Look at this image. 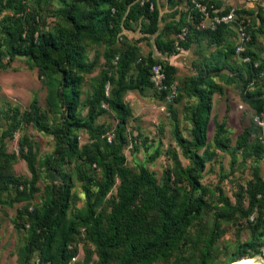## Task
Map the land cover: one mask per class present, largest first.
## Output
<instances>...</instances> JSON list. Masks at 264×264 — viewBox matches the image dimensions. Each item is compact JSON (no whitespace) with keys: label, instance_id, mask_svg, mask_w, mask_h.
<instances>
[{"label":"trees","instance_id":"16d2710c","mask_svg":"<svg viewBox=\"0 0 264 264\" xmlns=\"http://www.w3.org/2000/svg\"><path fill=\"white\" fill-rule=\"evenodd\" d=\"M29 1L4 0V8L10 11V15L0 18V69L6 68L7 64L1 62L4 57L7 62L14 58L26 59L36 69L37 75L44 78L45 109L40 110L34 98L22 112L6 106L7 123L0 133V206L6 197H11L15 203L31 201L39 192L36 182L41 172H53L57 180L44 181L40 204L30 210L22 206L18 213L15 228L25 229L18 262L66 264L77 254L75 245L82 242L90 247L85 251L82 264H89L91 254L95 257L93 264H170V259L187 246L191 248V257H183L185 264H211L213 246L222 235L221 227L234 218L247 222V238L243 245L246 248H242L229 264L257 256L263 258L261 247L264 242H257V239L264 237V178L254 174L236 195L233 205L218 190L219 206H213L209 201V192L200 182L205 154L208 158L212 155L206 150L211 95L215 92L210 78L211 74L215 75L224 67L233 50L183 83L184 97L196 99L191 108H184L189 140L179 135L176 125L172 134L180 155L188 165L182 168L176 154L169 153L172 164L158 183L143 167L136 170L126 167L124 132L130 112L123 108L120 97L127 91L141 92L150 86L151 65L161 64L166 83L171 80L173 67L150 54L138 56L137 46L126 41L117 48L112 47L121 26L129 30L131 23L139 21L142 34L154 35L157 50L172 48L169 42L160 43L161 36L167 34L171 24L157 32L159 15L154 0L142 4L136 0H70L62 5L51 30L43 24L40 7H30ZM199 2L218 7L210 1ZM105 5L107 8L104 9ZM190 13L191 21L197 23L199 15L192 9ZM257 16L262 22L261 14ZM143 21L147 23L143 24ZM184 22L182 15L175 31ZM226 29L224 24H218L213 29L206 28L196 33L206 37L210 43H216ZM249 35L250 39L253 38L252 32ZM101 44H105V54L109 59L114 60V79L107 71L100 72L91 83L90 93L81 102V85L85 77L93 73L97 63L95 57L88 59L87 50ZM131 64L136 71L132 78L126 79ZM259 69L249 65L247 79H238L239 97L255 115L264 113L263 92L259 87H249L255 83ZM108 83H113V86L105 93ZM81 104L86 107V114L78 122ZM102 105L116 119L109 139L101 126L93 124L95 116L102 111ZM57 115H60L58 121ZM44 117L51 119L49 125L41 121ZM172 119L175 120L174 114ZM19 124L30 125L49 135L51 153L37 158L26 135L17 140L16 153L7 152L4 140L11 137ZM71 127L81 129L88 143L78 147L71 138ZM214 128L212 147L224 151L229 142L224 136V123L215 124ZM250 136L251 130L244 128L235 142L236 149H240L243 156L248 155ZM200 151L204 156L198 154ZM249 152L257 156L262 148L255 142ZM155 156L154 153L150 158ZM17 158L24 162L29 175L27 181L13 173ZM69 165L80 183L83 197V216L71 220L68 219V210L72 202L73 182L71 176L64 172V167ZM93 169L98 170L97 177L90 175L89 171ZM112 190L114 194L111 195ZM212 210L217 212L210 225L197 227L190 233L191 226ZM33 257L34 262H31Z\"/></svg>","mask_w":264,"mask_h":264},{"label":"rangeland","instance_id":"374dc122","mask_svg":"<svg viewBox=\"0 0 264 264\" xmlns=\"http://www.w3.org/2000/svg\"><path fill=\"white\" fill-rule=\"evenodd\" d=\"M68 1L70 0H30L29 6L40 7L43 24L46 29L51 30L55 26L59 10ZM136 1L140 3L147 0ZM195 1L199 2L200 0ZM202 1L218 4L217 8H212L214 11L209 13L210 16L220 17L229 11L233 13V19L223 32L219 42L208 43L199 38L201 36L197 33L201 30L196 29L191 21L189 0H154L159 15L157 32L171 24L167 34L161 36L160 43L169 42L172 50L168 48L163 51L157 50L154 45V35L142 34V26L139 21L131 23L129 30L121 26L117 36L113 39V48H117L122 41H126L137 46L138 56H146L148 53L157 54V60L173 67L171 80L167 83V90L159 91L150 85L142 89L141 92L127 91L120 97L121 105L130 112L125 122L126 146L123 149V154L127 168L136 170L137 167H143L153 174L158 183L162 180L164 171L172 164L169 153L174 152L179 165L186 168L188 162L180 155V151L174 143L172 132L176 125L179 135L189 140V125L185 120L184 108H191L196 99L185 98L182 94V85L186 80L195 78L200 71L205 69L211 58L222 60L229 50H233L225 61L224 67L215 75L211 74L210 81L215 87V92L211 95V109L206 131V150L212 155L208 158L205 154V163L200 180L201 185L208 190V199L213 206H219L218 190L233 205L236 195L248 181L253 179L254 174L259 178H264V113L255 115L241 101L238 88V79H247L246 70H248L249 65L252 68L258 66L260 69L255 75V83L250 84L249 87L251 89L259 87L264 94V0ZM126 7L128 6L126 5ZM103 8H107V5ZM259 13L262 22L257 16ZM5 15H10V11L4 8V0H0V18ZM182 15L185 18V24L175 31ZM146 23L143 21V24ZM203 26H210V22L205 21ZM251 32L253 38L250 39L249 34ZM241 33L246 35L243 41H241ZM191 45H193L192 48H190ZM105 47V44H101L92 46L87 50L88 59L91 60L95 57L97 63L93 73L86 76L81 85V102L90 93L91 83L100 72L107 71V74H110L111 78L114 79V60L109 59L108 55L105 54ZM237 48L240 50L237 51ZM189 53L191 54L190 64L187 63ZM1 62L7 65L4 70L0 69V133L7 123L5 112L7 105L22 112L27 109L30 100L34 98L38 108L40 110L45 109L44 78L37 75L36 69L24 58H14L7 62V58L4 57ZM135 71L134 64H131L126 79L132 78ZM111 86L113 83L106 85L105 93ZM101 110L95 116L93 124L101 126L106 131V137H110L116 119L111 112L106 110L104 105L101 106ZM78 111L80 115L78 122H81L86 114V107L81 104ZM172 114H174V121ZM59 119L60 115H57L56 120ZM41 121L49 125L51 119L44 117ZM69 122L73 124L72 121ZM221 122L224 123V136L229 140L224 151L213 149L211 142L215 132L214 126ZM244 128L251 130L247 156H243L241 150L235 147V142ZM22 135H26L31 141L37 158L41 159L51 153V137L25 124H19L11 137L4 140L7 152H17V140ZM71 138L78 147L88 143L87 136L79 128L71 127ZM255 142H258L262 148V152L257 156L249 152ZM154 153L156 156L151 159L150 156ZM198 154L204 156L202 151ZM12 168L15 176L25 181L29 179L21 159L17 158ZM64 172L71 176L73 182L72 202L68 210V219H77L83 216V197L79 188L80 183L76 181L71 165L65 166ZM89 173L91 176H98L97 169L90 170ZM47 180H57L56 174L53 172L40 173V178L36 182L39 192L34 195L31 201L15 203L11 201V197H6L5 203L0 206V264H20L18 253L25 239V229H16L15 221L22 206H27L30 210L40 204L43 182ZM110 194H114V190ZM242 206H245L244 199ZM216 212L212 210L204 214L198 223L191 226L189 232L192 233L197 227L209 226ZM248 220L250 221L251 217ZM246 227L247 222L245 220L236 218L222 225V235L212 249L211 264H229L242 248H246L243 246L247 238ZM257 242H264V237L258 238ZM75 248L78 264H82L85 251L90 250V247L78 242ZM261 249L263 258L257 256L255 259L260 258L264 262V244ZM190 252L189 246L182 247L179 254L170 259V264H183L185 261L183 257L189 259V256L191 257ZM34 259L33 257L31 262H34ZM94 262L95 257L91 254L89 264Z\"/></svg>","mask_w":264,"mask_h":264},{"label":"built area","instance_id":"2783aa9c","mask_svg":"<svg viewBox=\"0 0 264 264\" xmlns=\"http://www.w3.org/2000/svg\"><path fill=\"white\" fill-rule=\"evenodd\" d=\"M142 3L143 2H140V4ZM189 4L191 6V9L193 11H196V13L199 15L200 20L197 23H194L195 28L198 30L199 29L203 30L206 28L213 29L218 24H224L225 26H228L233 19L232 11H229L226 15L216 17L209 15L210 12L214 11L212 10L213 8L212 6H208L204 3H200L195 0H189ZM149 9H151V4L149 6ZM207 20L210 22V26L204 27L203 22ZM245 37L246 35L244 33H241V41H243ZM236 50L238 51L240 49L237 48ZM148 80L150 85L154 87L156 90L165 91L168 89L167 83L165 82V75L161 64H153L150 66ZM107 139H109V137H107ZM78 263L79 262L77 255L70 257L66 262V264H78Z\"/></svg>","mask_w":264,"mask_h":264},{"label":"bare ground","instance_id":"6f19581e","mask_svg":"<svg viewBox=\"0 0 264 264\" xmlns=\"http://www.w3.org/2000/svg\"><path fill=\"white\" fill-rule=\"evenodd\" d=\"M235 264H264L260 258L253 259H243L240 262H235Z\"/></svg>","mask_w":264,"mask_h":264},{"label":"crops","instance_id":"0c3cea01","mask_svg":"<svg viewBox=\"0 0 264 264\" xmlns=\"http://www.w3.org/2000/svg\"><path fill=\"white\" fill-rule=\"evenodd\" d=\"M217 5H218V4H217ZM263 10H264V9H263ZM203 23H204V22H203ZM199 38H200V39H204L206 42L209 43V41H208V39H207L206 37L201 36V37H199ZM139 46H140V45H139ZM192 47H193V45L190 46V48H192ZM148 54H150V53H148ZM148 54H147V55H148ZM150 55H151V57H153V58H156V57H157V56H156L157 54H150ZM188 55H189V56L187 57V63L190 64V61H191L190 55H191V54L189 53ZM169 58H170V57H169ZM167 60L169 61V59H167ZM210 60H211V61H210V63H211L212 61L215 60V58H211Z\"/></svg>","mask_w":264,"mask_h":264},{"label":"water","instance_id":"95a60500","mask_svg":"<svg viewBox=\"0 0 264 264\" xmlns=\"http://www.w3.org/2000/svg\"><path fill=\"white\" fill-rule=\"evenodd\" d=\"M232 264H235V262H234V263H232Z\"/></svg>","mask_w":264,"mask_h":264}]
</instances>
